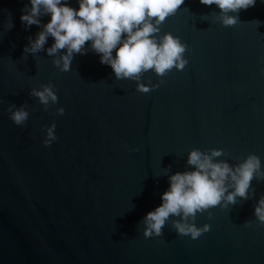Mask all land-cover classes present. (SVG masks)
I'll return each mask as SVG.
<instances>
[{"label": "water", "instance_id": "1", "mask_svg": "<svg viewBox=\"0 0 264 264\" xmlns=\"http://www.w3.org/2000/svg\"><path fill=\"white\" fill-rule=\"evenodd\" d=\"M25 5L0 0V264H264V226L254 216L264 181L251 182L252 199L198 213L196 225L210 231L195 240L170 224L146 238L140 224L162 203L167 175L192 170V148H221L227 155L216 159L230 164L254 153L264 168V0L230 27L202 16L219 13L216 5L184 0L157 36H178L188 63L164 77L144 73L141 83L159 85L149 93L117 80L91 41L68 72L46 50L23 58L50 20L26 28ZM53 43L49 36L45 49ZM48 83L58 102L45 111L29 91ZM9 104H25L23 126ZM53 122L57 140L45 146Z\"/></svg>", "mask_w": 264, "mask_h": 264}, {"label": "clouds", "instance_id": "2", "mask_svg": "<svg viewBox=\"0 0 264 264\" xmlns=\"http://www.w3.org/2000/svg\"><path fill=\"white\" fill-rule=\"evenodd\" d=\"M78 3V9H74L67 0H30L31 7L25 5L20 16L25 27L40 26L39 17L44 14H50V20L41 26L42 30L34 39L29 38L23 58L28 54L35 57L46 50L52 57V64L61 72H68L74 54H85L84 46L91 41V49L100 54L102 64L111 66L116 79L136 81V89L142 93L159 86L150 80L147 84L141 83L144 73L153 71L158 77H164L173 68L183 70L187 65L184 57L187 45L178 36L169 32L157 36L160 26L176 13L184 0H78ZM200 3L216 5L220 10L202 16L214 15L223 26L230 27L240 22L239 11L254 6L255 0H200ZM11 27L9 21L8 29ZM49 36L54 43L45 49ZM60 50L66 51L59 54ZM54 88L51 83L41 84L39 88H31L29 95L37 98L47 111L50 105L58 102ZM7 110L9 118L18 126L28 120L25 104L19 107L9 104ZM56 114L63 115L64 108H57ZM55 128L54 122L45 127V146L57 140ZM225 155L227 153L221 148L188 151L187 164L192 170L167 175L169 188L161 194L162 203L147 212L140 222L144 237L162 236L164 226L170 224L177 234L195 240L210 231L207 223L196 225L198 213L253 198L255 190L251 182L254 179L264 181L260 158L248 153L235 164L216 159ZM254 216L259 226H264V194L254 205ZM244 226H252V222L246 221Z\"/></svg>", "mask_w": 264, "mask_h": 264}]
</instances>
